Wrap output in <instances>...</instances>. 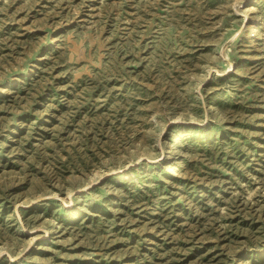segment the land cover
<instances>
[{
    "label": "rangeland",
    "instance_id": "374dc122",
    "mask_svg": "<svg viewBox=\"0 0 264 264\" xmlns=\"http://www.w3.org/2000/svg\"><path fill=\"white\" fill-rule=\"evenodd\" d=\"M0 264H264V0H0Z\"/></svg>",
    "mask_w": 264,
    "mask_h": 264
}]
</instances>
